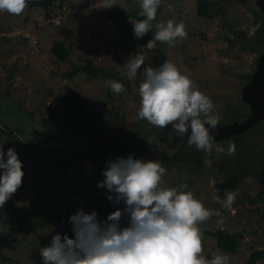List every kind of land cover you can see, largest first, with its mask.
Wrapping results in <instances>:
<instances>
[{
	"label": "rangeland",
	"instance_id": "374dc122",
	"mask_svg": "<svg viewBox=\"0 0 264 264\" xmlns=\"http://www.w3.org/2000/svg\"><path fill=\"white\" fill-rule=\"evenodd\" d=\"M197 1L164 0L159 22H183L187 36L174 47L157 42L152 50L144 49L133 31L123 33L114 23L115 12L139 8L135 0H60L49 18L27 6L19 15L0 11V32L9 30L7 37L0 36V143L5 151L15 149L24 172L21 185L0 208V255L8 260L0 264H41L39 248L69 228L68 216L80 206L85 211L93 205L123 208L122 202L117 205L106 198V189L97 187L104 162L112 158L96 151L85 154L82 163L78 160V149L115 121L155 146L136 158L159 160L166 169V185L185 183L206 208L220 210L222 222L211 216L200 225L202 255L211 259L212 254L226 253L229 264H243L251 252L264 249V191L258 180L247 175L232 190L217 187L238 174V163L264 169V121L237 140L231 136L213 141L225 148L222 153L186 143V160L200 159L198 169L187 170L170 159L187 133L162 137L160 128L140 119L137 81L121 75L129 56L136 53L153 67L171 60L211 98L218 124L233 122V116H225L227 105L249 116L241 93L264 51V0H247L246 6L235 0H202L207 4L205 17L197 16ZM108 4L112 6L105 7ZM91 17L97 22L94 26ZM57 42L68 53L63 62L51 52ZM87 64L91 70L84 69ZM76 68L78 72L69 76ZM106 79L121 81L125 93L111 92ZM70 89L86 102L74 118L59 103ZM229 144L235 145L231 155L226 152ZM230 191L237 193L235 202L230 209L222 208L213 196L222 201ZM120 223L126 225L124 215ZM217 230L234 236L236 254L216 247L209 233Z\"/></svg>",
	"mask_w": 264,
	"mask_h": 264
},
{
	"label": "clouds",
	"instance_id": "9594fccd",
	"mask_svg": "<svg viewBox=\"0 0 264 264\" xmlns=\"http://www.w3.org/2000/svg\"><path fill=\"white\" fill-rule=\"evenodd\" d=\"M28 0H0V11L19 15ZM162 0H138L137 18H129L135 38L140 39L153 29L152 21ZM108 4L105 7H111ZM152 38L143 45L152 50L157 42L174 47L187 36L183 22L172 19L157 22ZM143 54L130 55L121 75L137 81L139 107L137 116L163 130L170 126L178 134L188 133L187 143L197 150L225 152L214 145L212 133L217 131L219 118L211 98L199 90L195 82L181 72L171 60L158 66L144 64ZM144 65L141 68V65ZM104 84L114 94L125 93V85L114 79ZM4 131V130H0ZM0 143V208L21 185L22 161L14 148L6 151ZM231 155L235 145L226 150ZM101 171L98 188L116 207L103 219L95 209L80 206L68 216V234L56 232L50 242L39 248L41 264H229L226 253L202 255L201 223L211 216L223 221L219 209L206 208L188 189V185L168 186L162 177L166 169L157 159L126 157L108 159ZM237 193L230 191L221 207L230 209ZM122 215L127 223H120Z\"/></svg>",
	"mask_w": 264,
	"mask_h": 264
},
{
	"label": "trees",
	"instance_id": "16d2710c",
	"mask_svg": "<svg viewBox=\"0 0 264 264\" xmlns=\"http://www.w3.org/2000/svg\"><path fill=\"white\" fill-rule=\"evenodd\" d=\"M60 0H28L27 2V8L29 10H35V11H42L44 12L45 18L51 17L54 12H52V7L53 5ZM239 4L246 6L247 0H235ZM164 4V0H162L161 5L158 6L157 8V15L155 20L152 21L153 24V29L155 28V25L157 22H159V12L162 10ZM206 10H207V4L206 2L199 0L196 3V14L199 17H205L206 16ZM140 11L139 8H135L133 11L129 13H124V12H115L113 18H114V23L118 24L121 28V31L123 33H129L132 31V25L129 22V18H137L141 19L142 17H138L137 13ZM53 17V16H52ZM56 17V16H55ZM151 30L150 32L146 33L142 38H140V41L143 43H146L147 40L152 38V35L154 33V30ZM4 31V30H3ZM9 30H6L4 34H9L7 33ZM7 37V36H3ZM51 52L54 54V56L59 60V61H65L68 58V53L67 50L64 48V45L62 42H57L56 44L53 45L51 48ZM85 70H91V66L87 64L84 67ZM79 68H76L73 70L71 74H68L69 76H72L76 72H78ZM248 80L250 81V76H247ZM60 105L62 108L65 110V112L71 116V117H76L78 113L83 109L85 106V101L84 99L74 90L70 89L63 97L60 98L59 100ZM250 111V109H249ZM227 112L228 114H225V116H233L232 120H239V119H245L247 116H244L240 113H238L236 110L232 109L229 105H227ZM188 136V133H187ZM235 138V140L239 139V135H234L232 136ZM187 140L183 142V145L180 147V150L176 152L170 159L171 161L177 162V163H182L180 164L182 167L186 168L187 170L190 168L196 170L199 168L200 165V159L199 157L194 158L191 163H189V160H186L185 155L186 153L184 152V146L186 145ZM237 169L238 174L234 176L228 177L225 181L222 183L218 184L217 187L222 191V190H232L235 188L237 183L243 179L247 175L254 176L258 182L261 184V191H264V169H259L256 170L253 167L247 166V165H241L238 163L235 167V170ZM95 209L97 214H98V219H103L106 217L108 213L114 210L112 206H99V205H93L89 209V211ZM68 234L70 237L72 236L71 231L69 228L63 232L62 234ZM209 235L215 240V245L219 250H222L224 252H227L229 254H236L237 252V247H238V242L234 238V236L225 233L223 231L217 230L214 233H209ZM0 260L3 261H8L5 257L0 255ZM264 260V249L261 250H255L250 253L248 256L247 260L243 264H259L260 261Z\"/></svg>",
	"mask_w": 264,
	"mask_h": 264
},
{
	"label": "water",
	"instance_id": "95a60500",
	"mask_svg": "<svg viewBox=\"0 0 264 264\" xmlns=\"http://www.w3.org/2000/svg\"><path fill=\"white\" fill-rule=\"evenodd\" d=\"M241 95L250 109L249 116L245 119L235 120L230 124H218L217 131L212 133L213 141L220 142L231 136L241 135L252 126L264 121V51L259 55L256 69L251 75L250 81L243 87ZM172 132L175 131L171 130L170 126H168L161 130L159 134L162 137H167ZM111 142L114 144L110 145ZM153 147L155 146L151 145L146 137H133L123 122L116 121L108 131L101 133L96 139L90 141L86 152H113L116 155L115 158L117 156L126 157L131 153L136 158ZM84 155L85 153L81 154L80 158L82 159Z\"/></svg>",
	"mask_w": 264,
	"mask_h": 264
},
{
	"label": "crops",
	"instance_id": "0c3cea01",
	"mask_svg": "<svg viewBox=\"0 0 264 264\" xmlns=\"http://www.w3.org/2000/svg\"><path fill=\"white\" fill-rule=\"evenodd\" d=\"M91 20H92V22H93L92 25L94 26L97 22H96V20H95L94 17H91ZM63 96H64V95H63ZM63 96H62V97H63ZM84 101H85V100H84ZM85 105H86V102H85ZM84 107H85V106H84ZM84 107H83V109H84ZM83 109L78 113V115L83 111ZM78 115H77V116H78ZM115 122H116V121H115ZM107 131H108V130H107ZM104 132H106V131H104ZM104 132H102V133H104ZM88 147H89V145H85V146H83V147L81 148V150L78 149V153H79V157H78L79 164L82 163V161H83V158H82V159L80 158V155H81L80 152L83 151L85 154H87L86 150L88 149ZM78 153H77V154H78ZM82 155H83V154H82Z\"/></svg>",
	"mask_w": 264,
	"mask_h": 264
},
{
	"label": "flooded vegetation",
	"instance_id": "af4514ba",
	"mask_svg": "<svg viewBox=\"0 0 264 264\" xmlns=\"http://www.w3.org/2000/svg\"><path fill=\"white\" fill-rule=\"evenodd\" d=\"M96 139V138H95ZM93 140V139H92ZM90 141L91 140H88V145H90ZM100 143H102V142H100ZM100 143H98V144H100ZM98 144H95V145H98ZM114 143L113 142H111V144L110 145H113ZM109 145V144H108ZM94 152H96V151H94ZM98 152H100V153H103V154H105V155H109L112 159H115V153H113V152H109V153H106V152H104V151H98Z\"/></svg>",
	"mask_w": 264,
	"mask_h": 264
},
{
	"label": "built area",
	"instance_id": "2783aa9c",
	"mask_svg": "<svg viewBox=\"0 0 264 264\" xmlns=\"http://www.w3.org/2000/svg\"><path fill=\"white\" fill-rule=\"evenodd\" d=\"M136 3H138V0H135ZM58 23V22H57ZM8 35V34H7ZM6 34L4 33H0V36H7Z\"/></svg>",
	"mask_w": 264,
	"mask_h": 264
}]
</instances>
